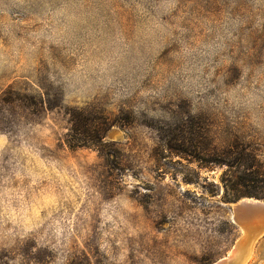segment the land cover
Here are the masks:
<instances>
[{
    "label": "rangeland",
    "instance_id": "374dc122",
    "mask_svg": "<svg viewBox=\"0 0 264 264\" xmlns=\"http://www.w3.org/2000/svg\"><path fill=\"white\" fill-rule=\"evenodd\" d=\"M67 2L0 0V264H209L229 253L243 196L230 186L224 199L221 179L230 162L264 178V117L243 93L220 94L245 68L244 87L259 93L264 0H107L102 20L72 21ZM67 24L77 37L100 24L125 42L146 27L170 36L149 70L129 76L71 55ZM182 45L197 52L160 87ZM71 65L89 83L78 96L57 82L55 69ZM93 72L114 77L94 95ZM185 76L196 104L178 88ZM74 109L116 123L98 145L72 146ZM245 264H264V232Z\"/></svg>",
    "mask_w": 264,
    "mask_h": 264
},
{
    "label": "clouds",
    "instance_id": "9594fccd",
    "mask_svg": "<svg viewBox=\"0 0 264 264\" xmlns=\"http://www.w3.org/2000/svg\"><path fill=\"white\" fill-rule=\"evenodd\" d=\"M107 7V0H68L67 3L61 6L60 12L66 13V19L69 21L80 19L81 14L86 15L88 19L98 17L102 20L103 16L101 14ZM80 22H83V20H80ZM65 27L66 45L71 55L77 59L83 58L85 62L94 60L97 66H99L100 62H103L105 67L123 65L124 71L131 70L129 76L131 72L137 70L142 73L149 70L151 61L157 56L170 36V33H158L152 28L146 27L143 30H138L132 40L125 42V38L118 33L113 37H109L103 30L102 24L98 25L95 30L89 31L84 37H77L75 35L76 29L71 24H67ZM194 43L199 45L198 40ZM193 52H197L196 47L189 48L182 45L179 50L169 54L172 57L173 69L171 72L162 73L161 77H158L160 87L168 83L169 79L176 80V76L173 73L179 70L182 62H186ZM197 54L205 55L206 53L198 52ZM81 67H83V64ZM55 71L59 76L57 82L63 86L69 96H78L89 88V83L82 82L84 77L75 65L67 68H57ZM247 73L248 70L246 68L242 69L239 83L230 92L221 93L220 95L227 97L229 103H232V99L229 98L231 94L243 93L258 109H262L257 112L256 117H264V69L256 70L253 74V83L257 81L261 83L259 93L255 90L249 91L244 87L246 83L244 77ZM118 74L123 75L124 73L120 72ZM91 75L95 77L91 84L98 86L91 88L92 95L96 94L98 89L103 90L114 79V77H108L106 74L101 75L99 72H93ZM137 79H143V75L137 77ZM194 84L195 81L189 80L186 76L177 82L179 90L190 98L192 104L197 103L198 96L197 92L191 87ZM207 87H213V85H207ZM204 91H206V88H199V92ZM90 98L91 96L88 97V99ZM200 103H203V101H200Z\"/></svg>",
    "mask_w": 264,
    "mask_h": 264
},
{
    "label": "trees",
    "instance_id": "16d2710c",
    "mask_svg": "<svg viewBox=\"0 0 264 264\" xmlns=\"http://www.w3.org/2000/svg\"><path fill=\"white\" fill-rule=\"evenodd\" d=\"M71 119V134H69L72 139V146H83L87 143L99 142L105 135L107 128L115 124L116 121L113 119L107 120L102 117H94L91 113L84 110L74 109L70 114ZM87 143H85V142ZM84 142V143H82ZM70 145V143H69ZM98 145V144H97ZM71 147V145H70ZM238 153V152H236ZM235 153V154H236ZM225 156V155H224ZM234 159L236 155H233ZM247 162H252L254 158L251 155H247ZM225 161V160H224ZM239 163V162H235ZM234 164V163H233ZM233 164L227 163L228 175L227 177H222V182L224 183L226 195L223 196L224 199L228 200L227 191L231 186L232 192H235V197L238 199L241 196H259L264 198V193L258 191L256 187L264 184V178L258 170L252 169L250 171L242 170L241 172L231 171ZM226 173V170L224 174ZM253 187L254 191L249 189H239V188ZM258 192V193H257Z\"/></svg>",
    "mask_w": 264,
    "mask_h": 264
},
{
    "label": "water",
    "instance_id": "95a60500",
    "mask_svg": "<svg viewBox=\"0 0 264 264\" xmlns=\"http://www.w3.org/2000/svg\"><path fill=\"white\" fill-rule=\"evenodd\" d=\"M243 197L234 202L235 205L232 207V217L230 219L241 230L242 226L247 225L248 227L249 224L252 226V231L259 235L264 232V203L249 202L243 200ZM230 250H232L231 254L227 253L209 264H245L248 260V255L240 242L236 241Z\"/></svg>",
    "mask_w": 264,
    "mask_h": 264
},
{
    "label": "bare ground",
    "instance_id": "6f19581e",
    "mask_svg": "<svg viewBox=\"0 0 264 264\" xmlns=\"http://www.w3.org/2000/svg\"><path fill=\"white\" fill-rule=\"evenodd\" d=\"M242 199L249 201V202H253V203H261V202L264 203V201L262 199H257L254 197H243ZM234 205L235 204H233L232 207H234ZM231 217H232V214H231ZM242 227H243L242 228L243 233L237 241L240 242L244 246V250L246 251L247 255H249L252 243H253L255 237L257 236V233L252 231V226H250L249 224H248V227H247V225L242 226ZM231 253H232V250H230V252L228 254H231Z\"/></svg>",
    "mask_w": 264,
    "mask_h": 264
}]
</instances>
